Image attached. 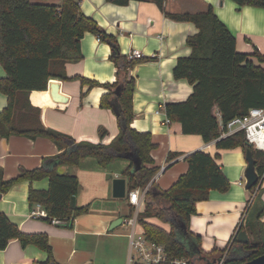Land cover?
I'll return each instance as SVG.
<instances>
[{
    "label": "trees",
    "instance_id": "1",
    "mask_svg": "<svg viewBox=\"0 0 264 264\" xmlns=\"http://www.w3.org/2000/svg\"><path fill=\"white\" fill-rule=\"evenodd\" d=\"M117 5H128L133 0H107ZM153 2L169 18L193 22L198 32L187 39L192 52L177 61L174 77L185 78L193 86L192 94L183 102L166 103L164 112L171 121L182 125L184 134L201 135L205 142L216 141L217 148H247L244 131L218 139L223 127L237 116H245L251 108H264V55L256 48L253 54L240 52L236 37L207 5L199 12H168L166 0H137ZM240 6L264 8V0H233ZM94 32L112 48L111 61L117 67V80L101 84L81 76L77 78L91 87L103 86L110 93L103 95L101 107L112 109L120 127L119 134L110 143L77 141L71 135L45 126L42 109L33 105L30 93L44 91L51 78L72 79L67 75L66 63L82 59L81 40L86 32ZM256 60H253V58ZM148 58L131 59L122 53L115 36L108 34L81 9L80 0H62L60 4L38 0H0V64L6 76L0 79V91L8 96L7 107L0 112V135L45 137L62 150L59 163L77 165L87 157H94L101 166L126 159L129 165L123 171L128 192L145 190V209L138 221L147 239L163 244L168 260L185 258L188 264H241L264 254V188L250 189L249 200L236 235L224 249L206 252L202 238L190 230V220L200 201L207 200L211 190L226 192L230 181L217 162L218 155L196 150L187 155L189 169L168 190L154 181L160 170L151 156L157 145L150 132L131 127L134 119L133 97L136 80L130 74L138 62ZM257 61V62H256ZM120 87V94L115 93ZM100 130V137L107 135ZM256 169L264 175V151L252 147ZM177 154H170L172 159ZM137 161V162H135ZM49 178L47 190L31 188V205L40 204L47 212L43 217L52 223L73 227L74 219L90 211V205H79L77 195L80 180L75 174H60L55 168L44 166L22 168L16 178L5 179L0 169V194L23 180ZM135 207L131 208L133 214ZM157 218L171 225L168 231L149 220ZM246 230L249 243L237 240L238 232ZM18 239L23 247L35 245L46 251V262H55L52 246L46 233H25L0 211V250Z\"/></svg>",
    "mask_w": 264,
    "mask_h": 264
},
{
    "label": "crops",
    "instance_id": "2",
    "mask_svg": "<svg viewBox=\"0 0 264 264\" xmlns=\"http://www.w3.org/2000/svg\"><path fill=\"white\" fill-rule=\"evenodd\" d=\"M45 1V0H38ZM60 4L62 0H50ZM211 5L217 16L236 37L238 51L253 54L257 48L264 55V8L240 6L233 0H166L168 12H199ZM82 11L92 17L108 34L116 37L121 51L129 55L142 52L147 61L134 65L130 74L136 80L133 97L134 119L131 127L150 132L157 147L151 156L160 168L154 181L163 189H170L186 173L187 155L204 150L218 155L217 162L230 181L226 192L211 190L207 200L197 203V212L190 220V230L201 236L202 249L210 252L224 249L236 235L252 195L246 189V150L242 147L220 149L216 141L205 142L201 135L184 134L177 121L166 122L161 105L185 101L193 86L185 78L174 77L177 61L191 54L189 36L198 32L193 22L176 21L167 17L153 2L133 0L128 5H117L107 0H80ZM82 59L66 63L67 75L62 80L51 78L44 91H33L30 100L42 109L45 126L67 133L77 141L110 143L120 132L112 109L102 108L103 95L110 89L91 87L78 76L101 84L117 80V67L110 59L111 45L94 32H86L81 40ZM253 60H256L254 57ZM257 62V61H256ZM6 72L0 64V79ZM8 96L0 91V112L7 107ZM107 135L101 139L100 130ZM58 145L49 138H30L24 135H0V169L5 179L16 178L22 168L45 167L60 174H75L80 180L77 195L79 205H90V211L77 216L73 227H66L32 216L40 208L31 205V188L47 190L49 178L23 180L0 194V211L25 233H46L58 264H128L130 254L129 225L124 219L131 213L127 199L113 196V180L124 177L129 161L121 159L101 166L94 157H87L77 165L59 163ZM170 154H177L169 159ZM127 180V179H126ZM128 183V182H127ZM260 186L264 188V175ZM264 199V194H263ZM42 208V207H41ZM145 205L138 211L143 212ZM123 218L122 224L111 229L112 223ZM264 222V216L262 218ZM150 222L171 230L169 223L157 218ZM61 224V223H60ZM131 228V227H130ZM48 254L35 245L23 247L18 239L0 250V264H34L46 262Z\"/></svg>",
    "mask_w": 264,
    "mask_h": 264
},
{
    "label": "built area",
    "instance_id": "3",
    "mask_svg": "<svg viewBox=\"0 0 264 264\" xmlns=\"http://www.w3.org/2000/svg\"><path fill=\"white\" fill-rule=\"evenodd\" d=\"M131 59L145 58L142 52L133 50L129 55ZM164 110V106L158 112ZM166 122L171 120L166 118ZM218 139L232 135L238 131H244L246 140L257 150L264 151V108H251L245 116H237L230 120ZM214 141H217L214 140ZM127 199L133 205L137 212L136 214L124 219V223L131 227L128 234L130 239V254L128 264H161L168 260V254L163 244L156 243L147 239L143 227L138 221V211L145 205V190L134 189L127 192ZM40 205V204H39ZM40 205L38 210L32 211L34 217L47 216L46 210ZM135 211V210H134ZM62 221L58 218H53V224H60ZM172 264H188L185 258L176 259Z\"/></svg>",
    "mask_w": 264,
    "mask_h": 264
},
{
    "label": "water",
    "instance_id": "4",
    "mask_svg": "<svg viewBox=\"0 0 264 264\" xmlns=\"http://www.w3.org/2000/svg\"><path fill=\"white\" fill-rule=\"evenodd\" d=\"M117 95L120 94V87H118L115 91ZM246 160L248 162L246 170H245V177H246V189L250 190L254 186H260L261 184V177L256 169V160L253 156L252 145L247 143L246 148ZM137 162V161H135ZM128 192L127 188V180L124 177H117L113 180V196L116 198H126ZM123 218H118L115 220L112 225L111 229L122 224ZM237 240L240 243H249L250 236L246 230H242L237 234ZM50 264H58L56 262H52ZM241 264H264V254L247 262H243Z\"/></svg>",
    "mask_w": 264,
    "mask_h": 264
},
{
    "label": "rangeland",
    "instance_id": "5",
    "mask_svg": "<svg viewBox=\"0 0 264 264\" xmlns=\"http://www.w3.org/2000/svg\"><path fill=\"white\" fill-rule=\"evenodd\" d=\"M45 2H48V3H51V1L50 0H45ZM122 161H117V162H115V164L117 165V164H120ZM122 199H125V198H119L118 200V202H122V201H120V200H122ZM124 231H128V233H129V231H131V228L130 227H127V229L126 230H124Z\"/></svg>",
    "mask_w": 264,
    "mask_h": 264
}]
</instances>
